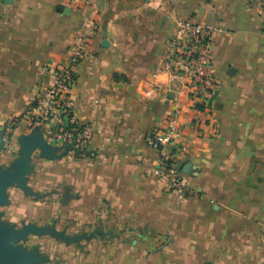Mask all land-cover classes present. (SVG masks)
Returning a JSON list of instances; mask_svg holds the SVG:
<instances>
[{
	"label": "crops",
	"instance_id": "0c3cea01",
	"mask_svg": "<svg viewBox=\"0 0 264 264\" xmlns=\"http://www.w3.org/2000/svg\"><path fill=\"white\" fill-rule=\"evenodd\" d=\"M0 12L6 167L21 156L20 137L48 141L58 127L32 125L28 113L52 82L47 70L68 60L79 36L90 35L74 88L79 119L94 126L85 155L48 159L36 149L29 190L10 186L0 204L5 223L81 237L30 234L24 245L39 250L41 264H261L264 0H0ZM189 17L215 28L220 84L204 111L180 81L155 71L176 22ZM164 129L176 173L192 195L172 191L155 174L159 153L150 138Z\"/></svg>",
	"mask_w": 264,
	"mask_h": 264
},
{
	"label": "built area",
	"instance_id": "2783aa9c",
	"mask_svg": "<svg viewBox=\"0 0 264 264\" xmlns=\"http://www.w3.org/2000/svg\"><path fill=\"white\" fill-rule=\"evenodd\" d=\"M89 42L90 35L79 36L69 47L68 60L47 70L52 82L39 93L27 117L32 125L56 121L58 127L48 131V141L55 147L72 145L68 153L76 157L85 155L94 134V126L79 119L74 97L76 67L87 55ZM214 43L215 28L192 17L178 20L167 52L155 69L167 73L172 82L180 81L184 85L182 92L192 99L198 111L209 110L219 90V79L213 70ZM147 95L152 97L154 91L148 90ZM170 141L171 133L165 129L156 131L150 138V146L159 153L155 174L167 179L172 191L192 195L188 185L176 173V154L167 150ZM261 264H264V247Z\"/></svg>",
	"mask_w": 264,
	"mask_h": 264
},
{
	"label": "water",
	"instance_id": "95a60500",
	"mask_svg": "<svg viewBox=\"0 0 264 264\" xmlns=\"http://www.w3.org/2000/svg\"><path fill=\"white\" fill-rule=\"evenodd\" d=\"M19 143L21 156L10 167L0 165V204L7 202V189L10 186L20 185L29 190L27 175L31 169L32 153L36 149L41 148L43 156L48 159H59L72 149V145H66L63 148L55 147L46 139L35 134L20 137ZM4 144L5 140L2 138L0 152ZM30 234H51L68 242H74L81 238L70 237L65 231H59L55 226L25 223L21 227H17L15 224H8L0 219V264H41L46 261L45 257L39 255L38 249L29 251L24 245Z\"/></svg>",
	"mask_w": 264,
	"mask_h": 264
},
{
	"label": "trees",
	"instance_id": "16d2710c",
	"mask_svg": "<svg viewBox=\"0 0 264 264\" xmlns=\"http://www.w3.org/2000/svg\"><path fill=\"white\" fill-rule=\"evenodd\" d=\"M202 108V107H201Z\"/></svg>",
	"mask_w": 264,
	"mask_h": 264
}]
</instances>
